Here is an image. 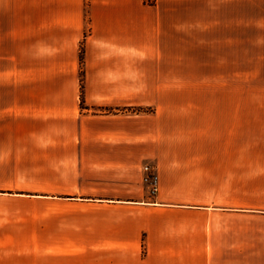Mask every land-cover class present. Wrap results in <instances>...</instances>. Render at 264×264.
<instances>
[{
    "label": "crops",
    "instance_id": "crops-1",
    "mask_svg": "<svg viewBox=\"0 0 264 264\" xmlns=\"http://www.w3.org/2000/svg\"><path fill=\"white\" fill-rule=\"evenodd\" d=\"M255 44L264 0H0V264H264Z\"/></svg>",
    "mask_w": 264,
    "mask_h": 264
},
{
    "label": "rangeland",
    "instance_id": "rangeland-1",
    "mask_svg": "<svg viewBox=\"0 0 264 264\" xmlns=\"http://www.w3.org/2000/svg\"><path fill=\"white\" fill-rule=\"evenodd\" d=\"M238 63V93L248 95L247 107L264 109V47L255 44L253 50H247L239 46ZM258 155H264V150L255 149Z\"/></svg>",
    "mask_w": 264,
    "mask_h": 264
},
{
    "label": "built area",
    "instance_id": "built-area-1",
    "mask_svg": "<svg viewBox=\"0 0 264 264\" xmlns=\"http://www.w3.org/2000/svg\"><path fill=\"white\" fill-rule=\"evenodd\" d=\"M145 172H146V175H145V182H149L152 184V191L155 192L156 189H157V185H158V176H157V173H153V174H150V167L149 166H145Z\"/></svg>",
    "mask_w": 264,
    "mask_h": 264
},
{
    "label": "trees",
    "instance_id": "trees-1",
    "mask_svg": "<svg viewBox=\"0 0 264 264\" xmlns=\"http://www.w3.org/2000/svg\"><path fill=\"white\" fill-rule=\"evenodd\" d=\"M144 2L146 4H149V5H154L155 4V0H144ZM80 57H81V61L83 60V48H81V51H80ZM81 88H82V98H83V76H82V73H81ZM82 105H83V100H82ZM141 111H148V110H141Z\"/></svg>",
    "mask_w": 264,
    "mask_h": 264
}]
</instances>
